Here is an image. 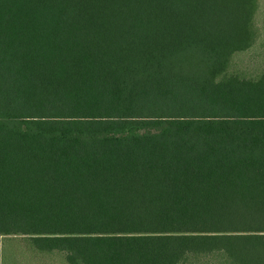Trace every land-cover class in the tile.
<instances>
[{"label":"trees","instance_id":"1","mask_svg":"<svg viewBox=\"0 0 264 264\" xmlns=\"http://www.w3.org/2000/svg\"><path fill=\"white\" fill-rule=\"evenodd\" d=\"M258 0H0V237L66 264H264Z\"/></svg>","mask_w":264,"mask_h":264},{"label":"rangeland","instance_id":"2","mask_svg":"<svg viewBox=\"0 0 264 264\" xmlns=\"http://www.w3.org/2000/svg\"><path fill=\"white\" fill-rule=\"evenodd\" d=\"M261 35L256 46L233 59V65L245 76H255L264 67V0H258V9L254 18ZM0 264H66L61 255L34 251L23 237H0Z\"/></svg>","mask_w":264,"mask_h":264}]
</instances>
